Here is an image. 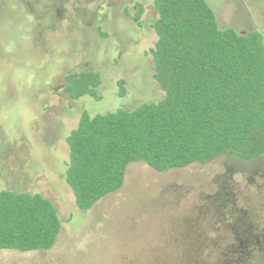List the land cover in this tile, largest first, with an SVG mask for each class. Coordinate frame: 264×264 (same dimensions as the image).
Masks as SVG:
<instances>
[{
    "label": "rangeland",
    "instance_id": "obj_1",
    "mask_svg": "<svg viewBox=\"0 0 264 264\" xmlns=\"http://www.w3.org/2000/svg\"><path fill=\"white\" fill-rule=\"evenodd\" d=\"M206 1L220 29L259 31L264 42V0ZM22 2L37 21L33 51L60 63L32 92L39 119L30 135L0 136V192L42 195L61 229L50 250H0V264H232L230 230L242 238L258 222L264 233V159L221 156L163 172L131 163L122 187L89 210L76 206L65 181L66 138L83 112L131 111L165 97L150 54L154 0ZM86 71L101 77L100 100H72L64 90L67 75Z\"/></svg>",
    "mask_w": 264,
    "mask_h": 264
},
{
    "label": "trees",
    "instance_id": "obj_2",
    "mask_svg": "<svg viewBox=\"0 0 264 264\" xmlns=\"http://www.w3.org/2000/svg\"><path fill=\"white\" fill-rule=\"evenodd\" d=\"M154 7L157 39L150 54L165 97L131 111L81 114L66 138L65 171L81 210L116 193L131 163L163 172L221 156L264 159L262 34L220 29L206 0H154ZM141 14L138 5L136 18ZM100 84L98 73L78 72L65 77L64 90L72 100H100ZM257 223L242 238L229 231L235 258L229 263L264 264V233L253 228ZM60 229L55 207L42 195L0 192V250H50Z\"/></svg>",
    "mask_w": 264,
    "mask_h": 264
},
{
    "label": "clouds",
    "instance_id": "obj_3",
    "mask_svg": "<svg viewBox=\"0 0 264 264\" xmlns=\"http://www.w3.org/2000/svg\"><path fill=\"white\" fill-rule=\"evenodd\" d=\"M36 24L22 0H0V136L9 143L30 135L39 119L32 92L48 83L41 74L50 78L60 63L33 51Z\"/></svg>",
    "mask_w": 264,
    "mask_h": 264
},
{
    "label": "crops",
    "instance_id": "obj_4",
    "mask_svg": "<svg viewBox=\"0 0 264 264\" xmlns=\"http://www.w3.org/2000/svg\"><path fill=\"white\" fill-rule=\"evenodd\" d=\"M259 32V31H258Z\"/></svg>",
    "mask_w": 264,
    "mask_h": 264
}]
</instances>
